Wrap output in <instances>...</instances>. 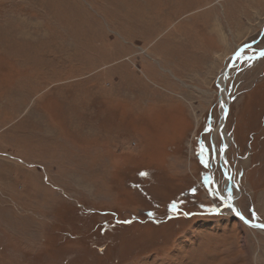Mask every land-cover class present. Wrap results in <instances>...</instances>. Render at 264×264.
<instances>
[{
  "label": "rangeland",
  "instance_id": "374dc122",
  "mask_svg": "<svg viewBox=\"0 0 264 264\" xmlns=\"http://www.w3.org/2000/svg\"><path fill=\"white\" fill-rule=\"evenodd\" d=\"M263 49L264 0H0V264H264Z\"/></svg>",
  "mask_w": 264,
  "mask_h": 264
},
{
  "label": "water",
  "instance_id": "95a60500",
  "mask_svg": "<svg viewBox=\"0 0 264 264\" xmlns=\"http://www.w3.org/2000/svg\"><path fill=\"white\" fill-rule=\"evenodd\" d=\"M262 53H264V49L261 50V51H257V53L255 55H250V56H247V55H237L236 58H233V60L231 61V63L229 65L226 66V68L224 69L223 71V74H222V78H223V81H222V84L219 86V92H218V102L221 106L225 107L224 105V102H223V99H222V94L224 93L225 91V85H226V81H227V78L229 77V73H230V70L231 69H234L238 63H240L242 60H245V59H257L262 55ZM226 107H225V111L223 113V116H222V120H221V123H220V131L222 132L223 131V126H224V120H225V117H226ZM222 137H224L222 135ZM226 144L223 140V143L221 145V153H220V160L221 162L225 165V167L228 169V165H227V161L225 159V156H224V153H225V149H226ZM227 180L229 181V187H227V190L225 191V195H226V198L225 200L226 201V204H231L232 205V210L235 209L234 212V216L235 217H238L240 218L245 224L251 226V227H254V228H259V229H264V227H261V226H264L263 223H254L252 221H249L247 219H245L244 217H242L239 212L237 211L236 207L234 206V198L232 197V186H231V175L230 173L228 174V177H227Z\"/></svg>",
  "mask_w": 264,
  "mask_h": 264
},
{
  "label": "crops",
  "instance_id": "0c3cea01",
  "mask_svg": "<svg viewBox=\"0 0 264 264\" xmlns=\"http://www.w3.org/2000/svg\"><path fill=\"white\" fill-rule=\"evenodd\" d=\"M210 6H211V4L209 3L208 5L203 6L202 8H206V7H208V10H212V9H214V8L210 9V8H209ZM211 7H214V6H211ZM215 19H218V16H216Z\"/></svg>",
  "mask_w": 264,
  "mask_h": 264
},
{
  "label": "snow or ice",
  "instance_id": "6c2138e0",
  "mask_svg": "<svg viewBox=\"0 0 264 264\" xmlns=\"http://www.w3.org/2000/svg\"><path fill=\"white\" fill-rule=\"evenodd\" d=\"M262 55H264V53H262ZM226 206L229 207V208H232L231 204H228ZM172 208L175 209V205H172ZM233 211H235V209H233ZM261 227H264V226H261Z\"/></svg>",
  "mask_w": 264,
  "mask_h": 264
},
{
  "label": "bare ground",
  "instance_id": "6f19581e",
  "mask_svg": "<svg viewBox=\"0 0 264 264\" xmlns=\"http://www.w3.org/2000/svg\"><path fill=\"white\" fill-rule=\"evenodd\" d=\"M221 84H222V81H223V78L221 77ZM225 166V165H224ZM227 177H228V175H227ZM232 184V183H231ZM225 198H226V195H225ZM225 201H227V200H225ZM230 211L232 212V214H233V216H234V212H233V210H231V208H230Z\"/></svg>",
  "mask_w": 264,
  "mask_h": 264
}]
</instances>
